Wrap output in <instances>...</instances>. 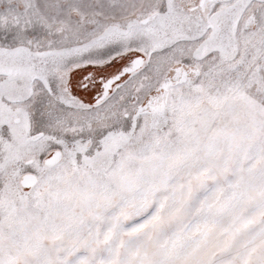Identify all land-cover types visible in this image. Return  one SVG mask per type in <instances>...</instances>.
<instances>
[{
    "label": "snow or ice",
    "instance_id": "snow-or-ice-1",
    "mask_svg": "<svg viewBox=\"0 0 264 264\" xmlns=\"http://www.w3.org/2000/svg\"><path fill=\"white\" fill-rule=\"evenodd\" d=\"M0 264H264V0H0Z\"/></svg>",
    "mask_w": 264,
    "mask_h": 264
}]
</instances>
